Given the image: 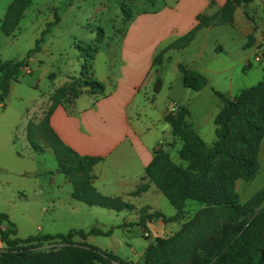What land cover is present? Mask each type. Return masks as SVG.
Wrapping results in <instances>:
<instances>
[{"label":"trees","instance_id":"16d2710c","mask_svg":"<svg viewBox=\"0 0 264 264\" xmlns=\"http://www.w3.org/2000/svg\"><path fill=\"white\" fill-rule=\"evenodd\" d=\"M145 1L151 5L156 3V0ZM250 1L252 0H225L218 13L198 14L195 26L165 46L155 56L153 65L158 66L162 63L167 50L188 46L200 28L230 23L235 8ZM28 3L29 0L11 1L0 24V31L4 35L9 36L15 31ZM124 17L129 16L124 14ZM59 19L54 11L53 20L45 23L35 40L34 47L28 51L25 58L0 60V104H4L7 99L10 82L16 80L21 70L26 67L30 53L41 50L40 44L45 35ZM94 31L97 41H101L105 35L104 30L99 27ZM78 49L84 57L80 75L73 77L68 86L59 88L54 93L52 104L41 120L29 123L27 138L32 149L40 150L34 139L35 132L38 134L37 131H40L43 134L44 140L53 150L59 172L67 175L72 183V199L88 206L116 212L128 211L133 208L132 204L124 202L119 197L104 196L93 188L92 182L95 179L93 166L101 158L78 154L66 145L49 125L50 114L62 100L71 101L81 93L105 95L103 83L97 80L91 71V60L96 45L86 43ZM177 67L182 73L185 87L199 90L206 85L207 79L200 72L181 63ZM155 72L158 75V69H155ZM161 85V78L157 76L153 86L154 93L159 92ZM213 93L222 101V106L213 118L215 140L208 145L187 122L186 109L180 107L175 113H169L167 120L171 125L172 135L181 141L178 156L186 163L185 166L173 162L166 150L157 148L150 163L145 167V175L149 182L153 183L168 200L175 213L167 216L156 209L146 212L147 206L142 208L143 213L137 221L119 225L120 227L137 225L145 230L147 223L151 221L170 223L183 218L188 200L202 205L193 219L183 225L174 236L165 240L158 239L156 244L148 249L147 264H264V186L243 203L239 201L235 190L237 181L250 182L258 170L257 158L264 139V66L262 79L255 85L240 88L232 98L217 90H213ZM147 187L148 183H143L131 195L136 196ZM237 214L247 219L238 225L224 227L208 255L186 262L190 251L198 242L219 232L218 224L221 219ZM2 221H5L7 226L0 229V240L8 249L41 240L59 239L64 243L60 254L43 258L39 264H96V260L105 264L101 256L109 257L108 253L102 254L97 247L84 243V240L89 235H110L113 228L106 231L98 227H91L88 230L70 229L65 234L29 235L19 238L16 236L14 224L6 213H0V222ZM74 237L81 239L80 245L74 244ZM6 251L0 253V264H30L29 256L20 253L19 256L24 260H14L16 255L7 256Z\"/></svg>","mask_w":264,"mask_h":264},{"label":"rangeland","instance_id":"374dc122","mask_svg":"<svg viewBox=\"0 0 264 264\" xmlns=\"http://www.w3.org/2000/svg\"><path fill=\"white\" fill-rule=\"evenodd\" d=\"M141 2V0H29L27 9L20 20V31L17 32L16 38H7L0 33V59L20 60L25 58L28 51L34 47L35 40L39 37L45 23L53 20L54 11L60 17L59 23L51 27L50 33L45 36L44 41L40 44L41 50L29 55L28 63L33 69V73L29 74L21 70L17 80L18 89L11 93L5 102L9 109L15 110L13 115H16V119L20 117L21 113V120L17 122V136L14 137L13 142V156H16V152L24 151V117H31L37 111L35 123L39 122L47 112L48 107H40L42 97L55 87L62 85L68 72H70L69 74H78L80 54H82L78 48L88 43L86 37L89 31L101 27L106 34L104 35L105 40L109 39L112 43L121 41L128 30L126 21L133 14L138 13L146 6L149 9H155L158 6L157 3L151 5L145 1V5L141 7ZM9 3L10 0H0V19ZM124 14L129 17L125 18ZM207 32L206 35L202 34L196 43H192L186 49L172 51L164 65L157 67L159 72L161 71L160 75L165 83L171 82L173 85L171 90L165 85L159 98L170 97L177 101L183 97L182 74L177 68L179 62H183L182 65L184 66L187 64L201 67L197 69H206L205 75L209 84L214 90H218L224 95H227V87L230 83L237 91L240 88L255 85L262 79L263 63L254 61V55L259 51L263 52L264 55V45H261L252 54L253 49L247 48L248 42L244 46L245 41L231 25L210 27ZM201 49L203 52L199 55ZM104 57L105 53H100L98 60L102 63L105 60ZM51 74L53 77L50 76ZM71 77L70 79H73V76ZM221 106L222 101L216 95L212 100L208 98V109L199 114L204 133L210 130V116L218 111ZM173 107L175 110L171 109L172 113H175L178 108L184 107L187 111V119H193L191 117L192 112L186 106L174 103ZM37 132L38 134L35 132L34 139L40 146V150L42 149L43 154L38 155V157L34 154L36 163L31 162L27 168L12 169L11 166H5L6 171L0 172V179L6 180L5 184L0 187V213H6L10 217L15 226L16 236L19 238H25L29 235L65 234L70 229H86L85 227L113 228L110 235L93 236L94 239H88L89 243L103 246L112 244L118 247L116 254L97 248L102 254H109V257L101 256L105 260L104 263L147 264L148 249L154 246L158 239L165 240L174 236L183 225L188 224L193 219L200 209L189 206L187 215L180 220L170 223H163L160 220L150 222L147 224L146 230L132 235L127 232V227H120L119 225L124 222L137 221L143 213L142 208L148 205L132 204L131 210H123L120 214L106 213V210L97 207L72 205L67 200L62 206L53 207L49 198L51 195L49 178H53L57 174L56 185L59 184L63 187L59 193L64 196L66 190L72 187V183L67 175L59 172L56 158L48 149L51 147L44 140L43 134L40 131ZM211 134L214 138V132ZM203 137L208 145L212 143L208 136L203 134ZM162 143L163 141L160 144ZM168 144L171 147L170 153L173 160L185 166L186 163L181 161L173 150L174 144L171 141ZM0 156H3V153H0ZM27 162L30 163V161ZM24 163L22 161V165ZM159 197L156 200L158 209L167 216L174 214L175 209L168 200L162 194ZM78 206L88 210L101 211L104 215L87 214ZM153 210L151 206L146 208V212ZM245 219L247 217L238 214L221 219L218 224L219 232L198 242L195 248L190 251L189 259L186 262H192L199 257L208 255L216 240L221 236L220 232L224 227L238 225ZM73 239L74 244H81L80 238L74 237ZM63 246L64 243L59 239L41 240L27 245L20 244L13 249L5 247L4 251L7 250V256L16 255L14 260L23 259L19 256L20 253H23L26 257L29 256L30 264H39L43 258L52 254H60ZM95 263L101 264L97 260Z\"/></svg>","mask_w":264,"mask_h":264},{"label":"crops","instance_id":"0c3cea01","mask_svg":"<svg viewBox=\"0 0 264 264\" xmlns=\"http://www.w3.org/2000/svg\"><path fill=\"white\" fill-rule=\"evenodd\" d=\"M141 1L140 6L142 7L145 5V0ZM10 3L6 7L5 12ZM156 3L158 6L155 9H149L146 6L126 21L128 30L121 38V41H117V43H112L109 39L105 40V37L101 41H97L95 31H89L86 40L88 44L96 45L91 60V71L93 76L103 83L105 95L81 93L71 101L62 100L50 114L49 125L57 136L78 154L101 158L93 166L95 179L92 182V186L97 192L111 198L119 197L124 202L133 205H148L154 210H159L156 200L160 198L161 192L153 183L149 182V179L145 175V167L150 163L154 150L157 148L166 150L173 160L170 153L171 147L169 144L167 145L169 141L174 144L173 150H175L178 156L177 151L181 147V141L172 135L171 125L167 120V115L172 111L173 104L178 103L179 105L186 106L192 112L191 117H193V119L186 118L187 122L203 140L204 134V136L209 137L211 142L215 140V137L213 138L211 133L214 132L213 118L218 111L210 116V130L206 131L205 134L199 114L201 111L208 109V98L212 100L215 95L213 93L214 89L209 84L205 75L206 69H197L201 67L185 64V66L204 75L207 83L201 89L193 90L185 87L182 79V91H184V95L176 101L170 97L159 98L165 85L169 90L173 88V85L171 82L165 83L160 75L161 71L159 72L157 67L164 65V62L169 59L172 51L186 49L192 43H196L202 34L206 35L208 29L214 26L200 28L193 41L185 48L167 50L163 55L164 59L160 65H153V60L165 46L195 26L198 14L214 15L218 13L224 5L225 0H156ZM263 5L264 0H252L247 4L237 6L234 10L232 21L225 24L231 25L237 31L245 41L244 46L248 42L249 46L247 48L253 49L252 54L261 45H264ZM3 17L0 19V24ZM20 20L11 35L6 36L0 31L1 35L7 38H16L17 32L20 31ZM218 49L220 50V47ZM202 52L203 50L201 49L199 55ZM100 53H105V60L102 62L104 65L98 60ZM83 61L84 58L80 54L78 74H69L70 72H68L62 85L55 87L51 92H47L42 97L40 107L48 106V109L52 104L54 93L59 88L68 86L70 80H72L70 79L71 76L78 77L80 75ZM179 63L184 64L183 62ZM155 69H158V75ZM22 70L29 74L33 73V69L28 61L26 67ZM50 76L53 77V74ZM157 76H160L162 85L159 92L154 93L153 86ZM17 80L18 78L10 82L8 96L17 91ZM236 92L230 83L227 87L226 96L232 98ZM5 102L4 104H0V153H3V156H0V172L6 171L5 166H11L10 168L12 169L18 167L27 168L31 165V162L36 163L37 160L34 159L35 155L38 157V155L43 154L42 149H32L27 138V128L29 123H35L37 118L36 111L31 117H24V151L21 153L16 152V156H13V142L17 136V122L21 120V113L20 117L16 119V115H13L15 110L9 109L8 104ZM161 141H163L162 144H160ZM48 149L53 154V150L51 148ZM6 153L8 154L5 155ZM257 160L258 170L253 180L250 182L239 180L235 184V190L240 202L247 201L256 191L264 186V139L261 142ZM22 161L25 162L23 165ZM27 161H30V163ZM173 162L175 161L173 160ZM57 173L59 172L57 171ZM56 176L49 178L51 192L49 198L53 207L62 206L65 200L69 201L72 205L96 207L88 206L72 199L70 197L72 187L66 190L65 196L59 193L60 190H63V187L59 184L56 185ZM5 182L6 180L1 178L0 187ZM143 183H148L147 189L136 196L131 195ZM189 206L198 209L202 205L193 200L186 201L185 215H187ZM78 207L87 214L104 215L101 211L88 210L82 206ZM104 210L107 211L106 213H122L121 211ZM8 219L10 220L9 216ZM147 224H150V222ZM6 226L7 223L5 221L0 222V229ZM85 228V230H88L91 227ZM100 229L103 231L108 230L105 227ZM126 230L133 235L140 233L143 229L134 225L131 227V230L130 227H127ZM93 236L102 235H89L84 242L113 254L118 252L116 245L109 244L103 246L89 243L88 239H91ZM4 249L5 244L0 240V253Z\"/></svg>","mask_w":264,"mask_h":264},{"label":"built area","instance_id":"2783aa9c","mask_svg":"<svg viewBox=\"0 0 264 264\" xmlns=\"http://www.w3.org/2000/svg\"><path fill=\"white\" fill-rule=\"evenodd\" d=\"M254 61H256V62H262V63H263V62H264V55H263V52H260V51H259V53L255 54V55H254ZM172 110H175V108L173 107ZM161 142H162V141H161ZM161 142H160V143H161Z\"/></svg>","mask_w":264,"mask_h":264}]
</instances>
